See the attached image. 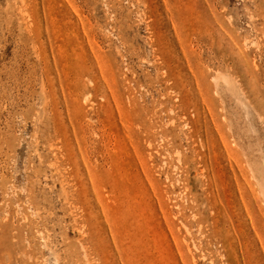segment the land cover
Wrapping results in <instances>:
<instances>
[{"label":"rangeland","instance_id":"1","mask_svg":"<svg viewBox=\"0 0 264 264\" xmlns=\"http://www.w3.org/2000/svg\"><path fill=\"white\" fill-rule=\"evenodd\" d=\"M0 264H264V0H0Z\"/></svg>","mask_w":264,"mask_h":264}]
</instances>
